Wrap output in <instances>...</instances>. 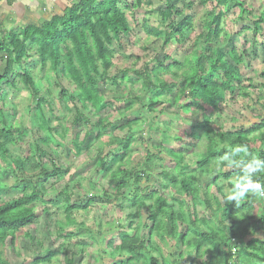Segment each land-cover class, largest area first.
<instances>
[{"label":"trees","instance_id":"1","mask_svg":"<svg viewBox=\"0 0 264 264\" xmlns=\"http://www.w3.org/2000/svg\"><path fill=\"white\" fill-rule=\"evenodd\" d=\"M172 1L164 0V7L158 11V16L162 25L168 23L166 28L170 29L175 35V42L179 43L184 32L190 31L192 17L190 14L176 10ZM227 2V0H190L185 5L187 10H190L194 3L203 7L207 5L212 7L205 13L207 19L203 26L207 33L206 39L219 37L223 14L217 13V8L226 6ZM143 4L149 6V0H81L65 8L62 16H53L41 26H27L17 34L13 32L4 34L0 39V86L16 88L17 79L35 96L37 90L34 77L29 70L22 67L27 59L29 47L33 46L42 74L48 70L55 77L69 81L73 92V97L69 100L73 102L75 109L73 124L86 122L81 110H87L88 107L99 110L101 107L99 104L101 89L109 81V74L114 67L113 42L119 46L124 39L127 45H132L131 27L124 11L140 8ZM237 4L241 15L250 13L244 3ZM178 18L181 19L176 22ZM263 23L264 19L260 17L252 22L254 34ZM140 28L147 35L155 36L156 28L149 27L148 20L143 19ZM164 40L167 41L168 37ZM165 41L162 47L167 45ZM195 43H192L190 55L182 61L172 58L164 51V60L157 61L152 68L145 64L141 71L125 68L119 73L120 80L127 82L128 85L139 82L140 87L145 91L155 89L162 96H172L165 103L170 106L179 104L178 108L181 111L190 116H197L199 120L191 126L188 136L193 140L203 138L205 150L194 158L195 171L201 174L214 173V176L209 185L201 186L195 174L188 172L190 168L184 164V154L180 151L166 150V155L170 158L166 164L177 174L162 171V176L169 180V184L161 185L160 188L162 191L165 189L171 191V200L178 205L175 210L162 194L155 195L154 191L139 187L141 181H148V173L151 171L148 165L152 159L150 153H146V162L137 171H131L123 164H119L110 174L102 194L111 197L110 200H125L134 210L133 213L127 214L130 219L138 217L140 211H144L146 214L144 228L148 232L146 236L141 235V228L133 229L132 222L127 221L126 227H118L115 235L105 242V247L110 253H104L102 250L93 256L108 255L112 264H184L189 260L188 252L191 251L193 259L201 255L206 256L207 260L200 264H264V240L252 238L257 231L264 235V203L247 200L242 201L238 207L229 204L225 208L221 202V197L224 195L223 186L218 182L220 179L229 181L237 173L234 169L224 167H220L217 173L210 170L211 162H215L235 144H247L250 153L264 159V119H259V122L248 128H238L232 132H216L212 129V115L219 110L228 96L238 92L243 97H247L243 92L244 80L239 67L241 59L234 56V63L228 61L231 53L235 52L233 47L231 51L217 47L197 49ZM143 49L148 51L150 47ZM165 61L170 63L165 64ZM161 73L170 76L163 79ZM132 96L133 101L141 105L144 110L147 109L148 114L154 108L162 107L163 104L162 102L141 103L136 95L132 94ZM36 100L38 109H41V103H46L49 111H52L51 100L44 97ZM126 107L130 108L131 102ZM2 108L3 103L0 102V114ZM121 109L124 112L123 106ZM39 116V129L54 134L56 128L51 126L52 118L47 119L42 114ZM131 124L135 122L126 123L119 130L131 127ZM98 126L110 128L111 124L102 120ZM197 129L202 130V133L198 134L194 131ZM26 135L27 132L21 125H6L3 120L0 121V186L2 180L12 178L23 190L21 197L0 203V264H11L3 255L2 248L5 243L8 241L9 246L13 247L14 242L20 238V233L37 221L32 203L37 197L45 196L48 186L64 174V169L47 150L35 146V153H32L29 149L22 148ZM99 136V133L93 136L89 131H80L77 140L73 142V149L78 154L82 148H86L90 140ZM123 138L109 142L110 146L112 144L121 146L120 151L113 154L119 163L126 157L128 149ZM43 144L49 147L48 138ZM19 150L21 152H18ZM106 160L107 157H98L96 167L104 171L107 166ZM259 178L264 180V174ZM175 184H178L177 189L174 188ZM129 186L132 187L133 193L126 199ZM210 186H213L215 194L209 192ZM200 191L203 192L204 197L202 204L212 210L209 203L212 198L217 208L216 211L212 210V215L221 214V217L224 216L230 222L229 226H224L219 232H215L216 229L211 223L195 217L193 209L199 201ZM58 195L66 203L64 222L60 227L74 225L71 214L75 209L80 208L76 204H69L74 193L66 187ZM175 196L188 199L192 213L190 209H186V206L184 210L182 203L177 201ZM257 205H260V208H257ZM253 207L259 209L258 214L246 212L241 223L236 212ZM179 225L185 230L179 231ZM64 236L69 242L60 252L48 253L44 258L36 259L34 263L39 260L49 261L59 253L63 257V264H78L75 258L83 257L85 252H88L86 250L93 247L91 243L94 240L90 234L84 235L81 231L75 230ZM249 236L251 238L245 241ZM30 238L27 234L23 235L24 240ZM30 241L33 243V239ZM171 242L176 245L177 252L183 247L182 253H177L176 261H171L162 255L159 248L160 244ZM232 246L236 249L234 255L230 253ZM116 257L118 260L115 259Z\"/></svg>","mask_w":264,"mask_h":264},{"label":"rangeland","instance_id":"2","mask_svg":"<svg viewBox=\"0 0 264 264\" xmlns=\"http://www.w3.org/2000/svg\"><path fill=\"white\" fill-rule=\"evenodd\" d=\"M189 1H172L176 10L190 14L192 17L190 31L184 32L179 43L175 42V35L169 28H166L168 23L163 25L160 23L158 11L163 9L164 0H149V6L143 4L140 8L124 11L131 27L132 45H127L124 39L119 46L113 42L115 54L112 63L114 67L109 74V81L101 89V101L99 103L101 107L99 110H93L90 107L87 110H81L86 122L80 121L78 125L73 124L75 109L73 102L71 103L69 100L73 97L69 81L55 77L48 70L42 74L33 52V46L29 47L27 59L22 67L29 70L34 77L37 90L35 96L26 90L17 79L15 80L16 88L0 86V102L3 103L0 121L3 120L6 125H21L27 132L22 148L35 153V146H39L54 155L55 161L64 169V174L48 186L46 195L42 198L37 197L32 203L37 216L35 224L25 228L20 233V238L14 242L13 247L9 246L7 241L2 248L4 257L11 264H63V257L59 253L49 261L39 260L36 263L34 261L44 258L48 253L60 252L69 242L64 235L75 230L81 231L84 235H92L94 240L91 243L92 249L88 248L86 250L88 252H85L83 257L75 258L78 264H112L108 255L102 257L93 255H97L102 250L104 253H110V250L105 247V242L115 235L118 227H126L127 221L132 222L131 227L133 229L140 227L141 235L146 236L148 232L144 228L146 214L144 211H140L138 217L135 216L130 219L127 214L133 213L134 210L125 200H110L111 197H105L102 192L106 189L110 174L116 170L119 164H123L131 171H137L146 162V153H150L152 156L148 165L151 171L148 173V181H141L139 187L141 189L146 187L150 191H154L155 195L162 194L175 210H177L178 205L171 200V191L168 189L162 191L160 188L161 185L169 184V180L162 176V171L177 174L166 164L170 161L166 155V150L170 149L183 153L184 164L190 168L188 172L195 174L201 186L210 184L214 173L201 174L196 172L194 167V158L204 152L205 142L203 138L193 140L188 136L191 126L199 120L196 118L197 116H190L181 111L178 108L179 104L170 106L165 103L172 96H162L155 89L145 91L140 87L139 82L128 85L127 82L121 81L119 72L123 69L141 71L145 64L152 68L157 61L164 60V51L172 58L182 61L192 52L193 42H196L197 49L217 47L231 51V47H233L235 52L231 53V58L228 61L234 63V56L241 59L239 67L244 80L245 89L243 92L247 94V97H243L238 92L228 96L225 102L220 105L219 110L212 115L211 127L216 132H232L238 128H248L259 122V119H264V23L260 25L256 34H254L252 26V22L257 17L264 19V0H227L226 6L217 8V13L223 14L219 27L220 35L217 39L210 37L206 39L207 33L203 26L207 19L205 13L212 7L209 5L203 7L194 3L193 7L187 10L185 5ZM237 3H244L250 13L241 15ZM143 19L148 20L149 27L156 28L155 36L147 35L140 28ZM166 37H168L167 41L164 40ZM163 41L167 42V45L162 47ZM144 47H150V49L146 51L143 49ZM162 48L164 49L161 50ZM169 63L170 61H165V64ZM44 74H46L45 79H43ZM160 75L163 79L170 76L163 73ZM130 77L133 78L132 75ZM132 94L136 95L141 103L162 102L164 105L154 108L148 114L147 109L144 110L141 105L133 101ZM42 97L52 101L53 109L51 112L46 103H41V109L37 108L36 99ZM129 102H131V107L127 109L126 105ZM122 106L125 109L124 112L121 111ZM41 114L47 119L48 117L52 118L51 126L56 128L54 134H50L45 129H39L38 118ZM102 120L110 123L111 127L99 128L98 124ZM133 122L135 124H131V127L119 130L122 125ZM80 131H89L93 136L99 133L100 136L90 140L86 148H82L77 154L73 149V142L77 140ZM194 131L198 134L202 133V130L199 129ZM46 138H48V148L43 144ZM120 138H123V142L125 141L124 143L128 147L126 157L121 163L115 160L113 156L120 151L121 146L119 144L110 146L109 143L111 140H119ZM102 156L107 157V166L104 171L96 167V159ZM210 165V170L212 169L217 173L218 169L215 162H211ZM179 177L177 176V178ZM227 182L220 179L218 183L223 186L224 190L228 186ZM66 187H69V190L74 193L69 204H76L80 208L75 209L71 214L74 225L61 228L60 224L64 222L66 203L58 194L63 192ZM174 188L177 189L178 184H175ZM209 192L214 193L213 186L209 187ZM132 193L133 189L129 186L125 198L127 199ZM22 195L23 190L15 184L12 178L2 180L0 203ZM174 198L182 203L184 210L186 206V209H190V213H192L188 199L181 196ZM202 198H204L203 192L200 191L199 201L193 209L195 217L211 223L216 229L215 232H219L224 226L227 227L221 214L212 215V210L216 211L217 209L214 200L208 199L212 209L210 210L202 204ZM219 199L220 197H218ZM257 208H260V205H257ZM246 212L255 215L258 214L259 209L253 207L237 211L236 215L241 223L244 221L243 217ZM217 221L221 223L219 224ZM184 230L185 228L183 229L179 225V231ZM25 234L33 239V243L30 239H23ZM250 238L251 236L245 238V241ZM252 238L264 240V235L257 231ZM189 240L191 241V239ZM159 248L162 255L171 261H176L178 259L177 253L183 251V247H181L177 252L174 242L160 244ZM188 254L190 262L188 260L184 264H200L207 260L205 259L206 256L203 255L193 259L191 251ZM115 259L118 260V257ZM213 259L216 261L215 258Z\"/></svg>","mask_w":264,"mask_h":264},{"label":"clouds","instance_id":"3","mask_svg":"<svg viewBox=\"0 0 264 264\" xmlns=\"http://www.w3.org/2000/svg\"><path fill=\"white\" fill-rule=\"evenodd\" d=\"M217 169L220 167L234 169L233 175L224 189L221 202L226 208L229 204L238 207L242 201L255 200L264 202V180L259 177L264 174V159L249 152L247 144L231 145L229 150L215 161ZM223 222L229 226L223 216Z\"/></svg>","mask_w":264,"mask_h":264},{"label":"crops","instance_id":"4","mask_svg":"<svg viewBox=\"0 0 264 264\" xmlns=\"http://www.w3.org/2000/svg\"><path fill=\"white\" fill-rule=\"evenodd\" d=\"M81 0H0V39L19 33L27 26H41L53 16H62L65 8Z\"/></svg>","mask_w":264,"mask_h":264},{"label":"built area","instance_id":"5","mask_svg":"<svg viewBox=\"0 0 264 264\" xmlns=\"http://www.w3.org/2000/svg\"><path fill=\"white\" fill-rule=\"evenodd\" d=\"M235 251H236L235 246H232V247H231V252H230V253H231L232 255H234V254H235Z\"/></svg>","mask_w":264,"mask_h":264}]
</instances>
